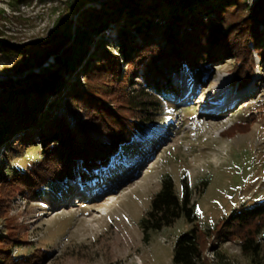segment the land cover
I'll list each match as a JSON object with an SVG mask.
<instances>
[{
	"label": "rangeland",
	"instance_id": "1",
	"mask_svg": "<svg viewBox=\"0 0 264 264\" xmlns=\"http://www.w3.org/2000/svg\"><path fill=\"white\" fill-rule=\"evenodd\" d=\"M71 1L0 0V46L9 52L8 57L0 55V96L30 86L34 77L53 73L58 78L55 84L64 83L46 93L44 106L31 119L38 121L52 102L51 116L76 141L83 135L102 141L103 134L85 109L70 107L67 101L56 105L60 98L67 100L72 85L84 87L85 63L108 51L119 56L120 49L139 43L133 28L137 25L158 45L172 18L183 23L186 11L196 6L202 10L216 0H93L77 9ZM244 1L251 7L256 0ZM59 24L62 30L71 25L68 41L55 45V52L36 65L47 46L55 43L52 36ZM72 45H78L77 57L65 70L57 57ZM253 59L252 78L243 86L231 81L233 60L225 56L209 65L203 62L197 73L182 70L172 76L175 99L148 96L144 106L130 115L144 123V132L112 156L106 167L95 170L85 184L78 167L76 178H68L64 188L46 190L45 197L33 199L15 188L7 220L0 219V237L12 232L22 241L13 248V257H28L38 250L45 256L41 264H172L175 240L192 225L181 216L172 226L150 232L144 241L138 224L164 175L172 178L178 196L184 177L203 229L234 211L264 204V65L255 53ZM125 63L120 60L123 68ZM135 77L129 79L128 93L142 87ZM221 84H226L224 90L215 88ZM222 98L230 101L213 115L214 101ZM24 100L16 103L22 105ZM7 101L0 99L1 109ZM243 121L250 122L247 131L225 133ZM21 125L0 136V170L10 177L43 157L37 125ZM259 240L264 251V229ZM219 250L225 258L221 263L244 264L237 242L220 244Z\"/></svg>",
	"mask_w": 264,
	"mask_h": 264
},
{
	"label": "trees",
	"instance_id": "2",
	"mask_svg": "<svg viewBox=\"0 0 264 264\" xmlns=\"http://www.w3.org/2000/svg\"><path fill=\"white\" fill-rule=\"evenodd\" d=\"M89 1L93 0H73L69 4L77 9ZM244 4L243 0H216L202 10L197 6L191 8L183 15V23H174V17L164 26L162 41L158 45L149 41L148 34L140 30L141 25H137L133 28L139 33V43L126 50L120 49L119 56L115 57L108 51L86 62L81 69L84 87L72 85L66 93L67 100L60 98L56 105L67 101L70 107L85 109L90 121L103 134L102 141L87 135L76 141L71 131L51 116L52 102L42 110L38 121L31 119L33 112L44 106L46 93L55 91L60 83H64L61 80L55 84L58 78L53 73L34 77L30 86L0 96V99L8 100L6 108H0V136L7 129L18 128L21 124L37 125L36 132L43 151L42 159L22 173L16 171L10 177L0 170V219L7 220L15 188H21L33 199L45 197L46 190L64 188L68 178H76L78 167L82 168L78 176L84 184L95 170L106 167L112 156L144 132L142 122L130 116L133 111L143 107L148 96L160 100L175 99L171 78L177 77L182 70L194 74L203 62L209 65L225 56L233 60L231 81L240 86L247 84L253 75L254 53L264 65V0H256L251 7ZM64 28L62 30L61 24L58 25L52 36L55 43L48 45L52 48L47 46L48 51L36 61V65L55 52V45L60 47L68 41L71 25ZM0 49V55L8 57L9 52L3 46ZM63 49L64 53L59 59L57 57V61L65 70H70L78 45H72L69 51ZM121 59L126 60V68L120 64ZM135 75L142 87L128 93L129 79ZM19 98H26L22 105L16 103ZM2 118L7 120L1 121ZM249 126L248 121L236 122L225 133L232 135L247 131ZM180 190L178 196L169 175L161 178L160 189L138 223L144 241L148 240L150 232L170 227L183 216L192 228L175 240L172 264H225L221 263L225 258L219 245L226 242L238 243L244 264H264L263 246L259 240L264 229V204L234 211L212 228L203 229L197 223L191 191L184 177L180 180ZM21 242L12 232L0 237V264H41L45 258L43 251L36 250L24 258L13 257V248Z\"/></svg>",
	"mask_w": 264,
	"mask_h": 264
},
{
	"label": "bare ground",
	"instance_id": "3",
	"mask_svg": "<svg viewBox=\"0 0 264 264\" xmlns=\"http://www.w3.org/2000/svg\"><path fill=\"white\" fill-rule=\"evenodd\" d=\"M258 75H259V78H260V72L258 73ZM212 87V86H211ZM216 89H218V90H220V91H222V90H224L225 88H226V84H221V85H218V86H216L215 87ZM247 95V94H246ZM227 98H229V96L227 97ZM223 99V100H222ZM221 100H219L218 101V103H220V104H214L213 105V109H215L214 111H218L219 109H221L222 107H223V105H227L228 104V102L230 101V99L229 100H227V101H225L224 100V98H222ZM222 102V103H221ZM222 106V107H221ZM212 107V106H211ZM211 109V108H210ZM214 111H213V113H214ZM221 113V112H220ZM218 114V113H217ZM217 114H213V115H217ZM217 123H214V125H216Z\"/></svg>",
	"mask_w": 264,
	"mask_h": 264
}]
</instances>
